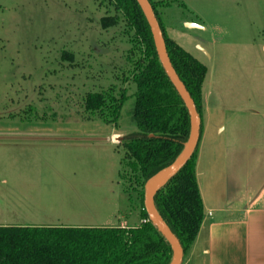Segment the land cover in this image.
<instances>
[{
  "label": "rangeland",
  "instance_id": "obj_1",
  "mask_svg": "<svg viewBox=\"0 0 264 264\" xmlns=\"http://www.w3.org/2000/svg\"><path fill=\"white\" fill-rule=\"evenodd\" d=\"M112 2L0 0V227L140 224L145 186L142 198L118 146L137 132L136 86L122 78L134 33L103 29ZM155 13L164 39L206 68L199 148L215 145L227 174L253 182L264 166V0H155ZM113 87L129 96L117 125L83 107Z\"/></svg>",
  "mask_w": 264,
  "mask_h": 264
},
{
  "label": "trees",
  "instance_id": "obj_2",
  "mask_svg": "<svg viewBox=\"0 0 264 264\" xmlns=\"http://www.w3.org/2000/svg\"><path fill=\"white\" fill-rule=\"evenodd\" d=\"M149 2L155 12V0ZM112 6L115 14L102 19L103 29L124 22L134 33L128 55L130 76L122 78L136 86L132 121L137 132L118 146L123 148L124 159L139 168L143 198L146 183L183 151L190 136V118L159 62L150 27L137 0H113ZM165 43L171 64L201 116L206 68L175 42L165 38ZM128 99L127 88L113 87L86 94L83 107L107 124L117 125ZM196 156L195 152L184 170L154 200L156 210L180 241L184 253L196 240L204 218ZM139 216V225L125 228L0 227V264H170L172 250L149 222L144 206Z\"/></svg>",
  "mask_w": 264,
  "mask_h": 264
},
{
  "label": "crops",
  "instance_id": "obj_3",
  "mask_svg": "<svg viewBox=\"0 0 264 264\" xmlns=\"http://www.w3.org/2000/svg\"><path fill=\"white\" fill-rule=\"evenodd\" d=\"M215 132L221 137L224 128L218 126ZM203 136L201 128L196 180L204 218L196 240L184 253L182 264H264V166L253 182L245 181L248 178L244 177L234 179L222 164L224 156L219 148L212 145L209 156L201 151ZM238 151L240 167L243 163L249 165L247 154L253 151L246 146ZM125 224L129 225L127 221Z\"/></svg>",
  "mask_w": 264,
  "mask_h": 264
},
{
  "label": "water",
  "instance_id": "obj_4",
  "mask_svg": "<svg viewBox=\"0 0 264 264\" xmlns=\"http://www.w3.org/2000/svg\"><path fill=\"white\" fill-rule=\"evenodd\" d=\"M151 30L159 62L180 96L190 118V136L179 157L168 167L153 176L145 185L144 207L149 222L157 229L172 250L170 264H182L184 251L178 238L156 210L154 200L186 167L197 150L201 136V116L185 85L176 74L169 59L165 39L159 21L149 0H137ZM187 29H201L193 24H186Z\"/></svg>",
  "mask_w": 264,
  "mask_h": 264
},
{
  "label": "built area",
  "instance_id": "obj_5",
  "mask_svg": "<svg viewBox=\"0 0 264 264\" xmlns=\"http://www.w3.org/2000/svg\"><path fill=\"white\" fill-rule=\"evenodd\" d=\"M112 141H113V143H117L115 138H113Z\"/></svg>",
  "mask_w": 264,
  "mask_h": 264
},
{
  "label": "bare ground",
  "instance_id": "obj_6",
  "mask_svg": "<svg viewBox=\"0 0 264 264\" xmlns=\"http://www.w3.org/2000/svg\"><path fill=\"white\" fill-rule=\"evenodd\" d=\"M114 138H115V137H114ZM116 138H117V137H116ZM116 138H115V139H116Z\"/></svg>",
  "mask_w": 264,
  "mask_h": 264
}]
</instances>
